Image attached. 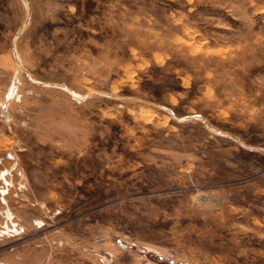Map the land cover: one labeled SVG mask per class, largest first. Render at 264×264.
I'll list each match as a JSON object with an SVG mask.
<instances>
[{
    "label": "rangeland",
    "instance_id": "1",
    "mask_svg": "<svg viewBox=\"0 0 264 264\" xmlns=\"http://www.w3.org/2000/svg\"><path fill=\"white\" fill-rule=\"evenodd\" d=\"M0 264H264V0H0Z\"/></svg>",
    "mask_w": 264,
    "mask_h": 264
}]
</instances>
